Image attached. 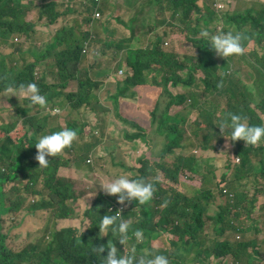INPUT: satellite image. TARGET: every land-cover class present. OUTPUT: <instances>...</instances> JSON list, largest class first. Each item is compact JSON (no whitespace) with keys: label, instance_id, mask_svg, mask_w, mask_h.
<instances>
[{"label":"trees","instance_id":"trees-1","mask_svg":"<svg viewBox=\"0 0 264 264\" xmlns=\"http://www.w3.org/2000/svg\"><path fill=\"white\" fill-rule=\"evenodd\" d=\"M187 1L190 9L193 10L195 3L192 0H176V11L180 4ZM85 5L92 6L96 12L100 11L99 4H93L92 0H0V39L7 40L17 34L24 38H33L35 45L32 44V46L37 49L40 62L55 58L67 67L72 62L79 63L84 50L86 47L89 49L91 44H98V47L91 52L89 58L111 57L114 61H118L120 52H124L126 58L121 62L120 68L124 76L118 79L114 102L120 117L127 121L129 128L139 129L144 133L155 128L160 138L163 139L164 144L158 158L160 181L176 182L181 169L202 170L203 163H206L204 173L213 189L211 191L208 183L204 181L205 188L200 190V195L190 197L186 190L187 195L174 193L171 198L172 190L168 192L162 189L163 185L156 180L155 170L144 169L143 175H135V168L126 165L121 168L113 158L109 165L104 164V167L96 170L93 157L98 150V138L91 133L92 131L76 132L77 136L72 146L58 155L59 161L54 168H50L49 165L40 173L23 168L22 161L18 162L19 152L22 146L33 141L32 134L37 135L38 140L41 136L68 129L64 120L68 118L54 113L57 101L51 108L48 106V103L56 98L55 93H44L39 83L36 82L34 84L37 85L40 93L46 96V112L40 107L38 109L37 106L31 105L26 98H18L12 94L8 98L10 108L17 112L18 120L24 117L28 119L16 133L21 144L15 145L12 156L8 158L0 153V184L2 186V192H0V264H103V257L108 251L106 247L108 241L109 246L114 243L117 247L118 255H124L125 249H132L134 246L132 233L135 230H141L148 236L149 227L169 224L170 216H174L173 224L177 221L181 223L175 228L174 233L180 237L182 246L191 249L202 248L212 237V235L204 234L206 230L204 216L215 219L217 238L214 239L212 253L216 257L226 256L220 261L222 263L244 262L249 254L255 252L253 244L243 242L230 245L225 239L220 240L224 236V228L220 224L224 223L228 209L226 207L215 208L212 204L217 198V191L221 192L225 185L235 186L237 184L249 188L251 184H257L258 179H260L258 186L264 182V141L261 142V147L254 149L252 155L249 154V148L241 145L224 150L219 146L218 143L221 142L218 141L210 147L204 143L200 144L197 126L205 127L213 136H216L220 131L218 125L221 121L228 117V114H238L233 110L236 104L252 108L242 111L250 113V117L257 111L261 112L263 117L257 114V121L242 117L246 123L253 125L264 123V0H241L240 5L233 11H223L226 19H223L224 22L219 21L220 28L217 33L240 34L245 49L243 55L227 59L216 55L211 45L208 44V40L200 37L201 32L187 31L182 28L179 30L186 35L189 43L194 47L192 58H181L178 49H164V40L158 38L152 48L133 49L129 47L130 44L126 43H133L138 35L149 28L156 29L157 22L151 26H144L143 23L148 20V14L137 15L136 11L129 7L125 13L127 20L124 25L132 31V39L117 38L116 32L110 30L108 25L106 26L108 35L102 36L93 31L92 24L96 15L88 16L84 11ZM137 5L141 4L137 3ZM36 10H38L37 13H34ZM74 12H79L81 17L77 24L78 33L76 28H71L67 23L68 18ZM60 18H62L61 21ZM109 18L114 20L111 14ZM34 19L42 24L38 26L47 29H53L57 25L60 27L51 37L42 41V37L46 36L45 32L41 33L37 26L41 37H36L37 31L33 27ZM136 22L140 26L138 31H133L132 28ZM160 26H166L165 38H172L177 34L172 28L175 26L172 22L161 21ZM54 34H57L60 41L52 40ZM107 52L115 53L108 54ZM231 60L243 65L245 69L254 71L255 77H250L254 81V91L249 86H244L238 77L242 72L247 74V70L236 69L231 64ZM224 65L227 66L225 69ZM33 69L34 67L30 65L24 70L17 71L15 73L16 84L20 86L32 82ZM87 71L89 72V69ZM197 71H201L202 76L196 79ZM12 73L13 70L7 72V74ZM97 85L87 74L86 79L80 82L77 94L71 96L70 107L82 106L91 101V97H97L95 92ZM193 86L202 90H194ZM137 87L152 90V106L142 122L128 118L125 113L126 105L123 103L124 101H138ZM171 87L175 91L172 92ZM176 92L179 93L175 94ZM214 96L227 99L226 114L220 105L214 103ZM161 99L165 100L162 107H160ZM36 110L41 112L36 114ZM0 111H2L1 107ZM52 117H57L55 125L50 122ZM49 124L54 128L45 132L44 128ZM146 125L147 129H144ZM131 133L130 130L124 131L119 136L116 147L124 143L131 144L142 137L140 133ZM184 147H190L188 153L177 152L178 148ZM210 150L225 155L220 168L215 167L214 159L208 154ZM33 154L37 155L35 144ZM228 155L241 160L251 158V161L246 164L245 169H242L240 164H236L235 160ZM20 159L22 160L23 157ZM258 160L262 162L263 169L256 179H252L247 172L255 169V163ZM89 164H92L94 174L98 176V192L94 195L81 192L84 179L93 174L89 173L83 177L82 168L88 167ZM121 175H126L129 179H143L147 183H152L154 188L152 198L144 204L135 201L120 204L117 202V197L106 195L100 189L103 184ZM195 182L189 181L193 186ZM31 184L35 187L38 185L41 189L37 194L38 201L28 206V215L40 217L45 214L49 223L45 234L53 239L52 241L43 240L37 246L29 245L20 251H14L6 245V235L11 231V215L22 211L23 203L26 201L23 197ZM258 186L253 190L254 193L258 190L256 194L258 199L255 197L253 200L249 199L246 194H238L234 201V203L237 202V207L245 203L247 213H250L256 205L264 211V193L258 189ZM161 194H163V199L158 200ZM165 206H167L166 209ZM106 214H117L120 220L130 224L129 236L131 238L125 245V249L119 241H116L118 237H111V233L108 236L98 237L99 223L102 216ZM156 218L157 222H155ZM60 223L65 227L52 231V225ZM184 237L189 238V241H184ZM101 245L105 246V252L99 255L94 248ZM209 250V248L206 250L208 254ZM214 264L220 263L215 260Z\"/></svg>","mask_w":264,"mask_h":264},{"label":"clouds","instance_id":"clouds-1","mask_svg":"<svg viewBox=\"0 0 264 264\" xmlns=\"http://www.w3.org/2000/svg\"><path fill=\"white\" fill-rule=\"evenodd\" d=\"M92 3L101 4V0H92ZM156 8L158 9V12H160V8L158 6ZM215 10V7L211 6V12ZM34 13L37 12L35 11ZM76 14H79L80 17L79 12L73 13V15ZM79 21L80 19L76 22V27H71L70 25L69 26L71 28H76L77 31V24ZM172 28H174V26H172ZM18 36L20 35L17 34L7 40L0 39V45H13L20 50H24V48H26L28 51H30L29 53L32 55V58L24 57L23 59H19L16 62L8 64L7 57L0 52V93L7 92L12 94V96H16L18 98H26L30 101L31 105L39 106L46 112V96L40 93L39 88L34 83L38 82L40 85V83L46 81L47 68H43V65L40 62V57L37 53L38 51L32 46V44L35 45V42L30 38ZM200 36L208 40V44L211 45V48L215 51L216 55L221 58L227 59L229 57L240 56L244 54L245 49L242 45V36L240 34L233 35L231 32L211 34L208 30H203L201 31ZM157 38L158 36L155 35L153 44L156 42ZM164 38L165 37H163V40ZM164 44L168 45L167 42H165ZM152 47L153 45L147 48ZM94 50L96 49H92L90 53L85 56V53L88 52V48L86 47V50H84L83 52V57H85L86 59L89 58L91 52ZM125 58L126 56L124 57V59ZM120 60L121 59L119 58V60L117 61L119 62V68H121L122 62ZM30 65L34 67L32 82L26 85L21 84L20 86H18L15 82V73L17 71L24 70ZM10 70H13V73L7 74V72ZM87 74L90 77L87 70L84 73L79 74L78 84H80L82 80L86 79ZM123 74L124 72L121 69L120 74L117 75L120 78L123 77ZM58 78L59 80L66 79L63 76V70L60 65L58 70ZM116 84L118 86V80L116 81ZM77 92L70 94L65 100L57 101L55 105V114L62 115L70 119L74 124H70L72 126L67 124L68 129L65 128L61 131L41 136L35 143L37 155L35 156L33 154L31 157L38 161L39 167L41 168L47 167L49 165L50 168H54L58 161H55L54 163L53 161L57 160L58 155L61 154L66 148L72 146V143L77 136L76 132H88L87 130H85L86 122L88 121L91 123L92 112L96 111V103H99V100H94L93 97H91V101L84 103L82 106L71 108L69 105L71 102V96L77 94ZM116 94L117 92L115 93V95ZM57 107L69 108L67 110L65 109L64 111H61ZM12 112L17 114L15 109H13ZM110 116H117L116 118H119L121 119V122H124L116 109L111 110L109 109V107L101 105V114H98V117L104 121H108ZM0 118V131L3 130L8 134L12 125L6 123V116H0ZM113 124L115 129L109 133L105 130H90L94 132L97 138L100 139L99 143H105V145L99 146L98 150H100V148L102 147H116V145L111 143L115 141L114 135L120 136L126 130H130V132L132 133L135 131L134 128L125 129L124 127H121L122 129H116L119 127V125L115 122H113ZM218 127L220 129V134L223 136H225L226 130L229 131L231 137L230 140L232 142L242 140L246 145L256 146L264 141V126L249 125L239 115L228 114V117L222 120ZM10 139L12 140V138ZM12 141L15 143V145L21 144L20 140H18L17 142H15L14 140ZM237 145L245 146L241 143H237L235 146ZM179 149L183 148H178L177 152ZM217 155L221 154H209V156L213 159L217 158ZM221 156L222 157L220 158H225V155ZM47 157H50V159H47ZM230 157H232L235 162L237 159H240L235 156ZM104 164V160H100V163L95 166L96 170L104 167ZM236 164L238 163L236 162ZM205 166L206 163H203L202 170H189L187 168L181 169L178 173V178L176 179L175 183H178V181L181 182L184 175H187L194 178H199L200 185L202 187L201 189L205 188L204 181H206L208 183V188L212 191V184H210V182L207 180L204 173ZM142 172H144V170H142ZM187 182L189 183V180ZM227 187L226 185L223 186L222 191L220 192L221 199L217 195L215 202L212 204V206H214L215 208L226 207V209H228L224 223L220 224V226L224 228V236L220 240L225 239L226 243L230 245H237L246 242V236L249 234H258L259 232L264 233V211L259 210L261 208L257 207L256 205V207L252 208L250 213H247L245 211V209L247 208V204L244 203L240 207H237V202L234 203V201L238 197V194H246L249 199L253 200L255 199L256 194L254 192L250 193L249 188L244 185L236 184L235 186L231 185ZM40 189L41 187H38V185L35 187L34 184H31L30 187L26 190V195L31 197L30 201L33 204L38 201L37 194ZM100 189H102L106 195L117 197V202L120 204H125L126 201H135L139 204H144L152 198L154 190L152 183H147L143 179H129L126 175H121L112 179L110 182L103 184ZM185 190L188 191L190 197L194 196L197 192V190L191 187H186ZM191 190L193 191V193ZM174 193H180L184 195V193L180 192V190L178 191L176 189H172L171 198ZM256 199H258V197H256ZM166 208L167 206H165V209ZM173 219L174 216H170L169 224H165L164 226L160 225V227H149L150 233L147 236L148 238L144 241H142L144 238V233L141 230H135L132 233V236L135 238H133L134 246L132 249L126 250L125 245L131 238L129 236L130 224L126 221L120 220L119 215L117 214H106L102 216V219L98 226V237L108 236L109 233H111V237H118L116 241H119V243L123 245L125 249L124 255H118L119 251L117 247L114 245V243L112 246H109L108 241V244L106 246L108 251L107 255L103 257V264H214L215 260L219 261L220 264H225L220 261L224 260L226 256L216 257L212 253L214 237L217 235L215 231V228L217 226L215 219H210L209 217L204 216L207 229V233L204 234H206L207 236L212 235V237L210 243H205L200 249H198L197 247H194L192 249L184 248L182 246L180 237L174 233L175 228L181 223L177 221L175 224H173ZM234 236L235 240H233ZM160 239L164 240L165 247H160V245H152L153 241H160ZM184 241H189V238L184 237ZM254 247L256 249L257 246L255 245ZM207 248L210 249L209 254L206 252ZM94 251L100 255L105 252V246L101 245L98 248H94ZM137 253H144L145 255L138 256L136 255ZM227 264L238 263L229 261Z\"/></svg>","mask_w":264,"mask_h":264},{"label":"rangeland","instance_id":"rangeland-1","mask_svg":"<svg viewBox=\"0 0 264 264\" xmlns=\"http://www.w3.org/2000/svg\"><path fill=\"white\" fill-rule=\"evenodd\" d=\"M107 0H101V4H99L100 11L96 12L94 8L90 5L84 6V11L87 12L88 16L96 15L94 18V22L92 24L93 31L102 36H107L106 33V26L108 25L110 27V30H114L117 33V38L124 40V39H132V32L128 30L124 24L120 23L117 18L121 15V11L123 10L124 5L129 6L130 9L136 11L137 15H144L148 14V20L143 23L144 26H151L155 22H157L158 27L156 29H147L140 37L138 42L135 44V47L137 48H147L150 47L153 44V36L157 35L159 40H163L164 37V31L166 30V26H160V22H172L175 24L174 30L175 36L172 38H164V43L167 42L168 45H165L163 43V48L166 50H174L178 49V53L180 54L181 58H192L194 55V47L191 43H189L188 39L186 38V35L180 31L179 29L182 28L187 31H198L201 32L203 30H208L211 34H217V30L220 28L219 21L225 18L226 15L223 13L225 10H231L233 11L235 8H237L240 5L241 0H192V2L195 3L193 10L190 9L189 2H183L179 5L176 11L175 2L176 0H114V5L110 4ZM141 4V5H137ZM231 3V7H230ZM159 7L161 9V15L160 13L155 12L156 7ZM211 6L215 7V11L211 12ZM38 10H36L37 12ZM117 11V12H116ZM110 14H114V20H111L109 18ZM80 19L79 14L72 15L68 18L67 23L71 27H76V22ZM62 18H60V21ZM224 22V21H223ZM42 25L37 19H34L33 21V27L37 31L36 37L40 38L41 35L38 33L37 26ZM140 24L135 23L133 26V31H138ZM60 27V25H57L53 29H47L42 26H38L40 32H45L46 36L42 37V41L47 40L49 37L52 36L54 32H56V29ZM78 33V31H77ZM20 37V36H18ZM201 37V36H200ZM58 40L57 34H54L52 37V40L54 41ZM130 44V43H126ZM98 47V44H91L90 48L88 49V52L85 53V56H87L92 49H96ZM203 57V56H202ZM239 58V57H235ZM232 58V59H235ZM124 59V57H122ZM219 60V59H218ZM231 64L236 69L241 70H247L244 68L243 65L238 64L231 60ZM91 65L95 66V69L91 71V77L94 80L105 82V87L101 92V101L102 103H96L97 108H100L101 105L104 106H114L112 102H110L109 97L111 96V86L117 85L114 78H108L109 75L114 74H120L121 69L119 68V62H110V61H101L99 63H96L94 60L91 61ZM227 66H223L225 69ZM248 74V75H247ZM247 74L245 72H242L238 75V77L242 80L244 86H249L251 90L254 91L253 83L254 81L250 77H255L254 71L248 72ZM199 76H202L201 71H197L195 73V78L197 79ZM79 87L78 85L71 86L67 92H65L64 96L68 97L70 94L77 92ZM194 90H202L201 88H197L195 86L192 87ZM170 90L173 92L175 91L174 88H170ZM212 91H216L212 89ZM57 98H53L49 103L48 106L51 108L53 104L57 101ZM215 103L219 104L223 109L225 114L227 113V100L225 98L216 96L214 97ZM149 102L148 96H145L144 103ZM165 100L161 99L160 101V107L164 105ZM138 107V106H134ZM36 107H34L35 109ZM39 109V106H37ZM69 108V107H68ZM68 108L61 107L59 108L61 111L67 110ZM246 109H252L250 107H246L244 105L239 106L236 104V107L233 108L234 111L238 112L237 115L241 117H246L249 120H258V116L263 117L261 112L257 111V113H253V115L250 117V113L242 112ZM254 110V109H253ZM41 111L36 110V114H39ZM144 114L143 111L137 112L136 117L140 118ZM258 114V116H257ZM221 115V114H220ZM27 117H24V120L21 122V126L24 125V122L27 120ZM57 117L51 118V124H56ZM65 122L70 125L74 124L70 119H64ZM249 125H253L252 123H249ZM253 126H264V123L262 125L254 124ZM54 128L50 124L44 128V131L47 132L48 130ZM144 129H147V125L144 127ZM197 133L200 138V144L204 143L209 145L210 147L214 144L218 143L220 141L221 143H218L219 146L226 150L233 148L237 143H241L245 145L247 148L250 149L249 154L252 155L254 149H257L258 146L261 147V143L256 146L246 145L244 141L238 140L236 142H232L230 140V134L229 131L226 130L225 136L220 134V131L216 136H213L211 132H209L205 127L197 126ZM134 131V130H132ZM93 135L94 132H91ZM140 133L142 135L141 138H139L137 141L131 142V144L124 143L121 146L117 147H102L100 150L96 151L95 156L93 157V163L95 166H97L100 163V160H104L105 164L109 165L111 163V159L113 158L116 162L119 163V167H123L124 165L130 166L136 169L135 175H143L142 170H155L156 172V180L163 185L162 189L168 190L170 192L172 189L180 190V192L187 195V192L185 190L186 187H191L197 192L195 195H200L201 192V185L199 178H194L191 176L184 175L182 178V181L178 183L175 182H168L167 180L160 181V164L158 163V158L160 157V151L163 147L164 141L160 136L158 135L155 128L148 130L147 133H144L143 131H140L139 129H135V131L131 134ZM31 137H34L33 141H31L28 145L22 146L19 152L18 156V162H21V166L23 168H26L29 171L34 172H41L45 167H39V163L37 160H35L33 157V150H34V144L37 141V135H31ZM204 138V139H203ZM24 145V144H23ZM257 147V148H256ZM15 149V143L8 137L4 136L0 142V153L6 157H11ZM179 152H183V149H179ZM208 154L213 155L214 151L210 150ZM84 156V154L82 155ZM101 156V157H100ZM23 157L21 160L20 158ZM263 159V157H261ZM55 161H59V158ZM251 161V158H248L246 160H240L237 159L236 162L240 164V168L245 169L246 164ZM52 163V164H53ZM259 163V164H258ZM51 164V165H52ZM84 165H86V161H84ZM263 169L262 162L255 163V169L252 171H248L247 175L250 176L252 179H256ZM83 177L86 174L93 173L92 176L86 177L84 179V183L81 186V192L84 194H95L98 192V185H97V178L98 176L94 174V169L92 164H89L88 167H83ZM196 181L192 185V183H188L187 181ZM259 180L257 184H251L249 187L250 193H253V190L256 186L259 184ZM227 187V185H226ZM160 188V187H159ZM228 188V187H227ZM258 189L264 193V182L258 186ZM0 192H2V186L0 184ZM258 193V190L255 191V194ZM218 197H220V191H217ZM26 199V201L23 203V209L21 212H18L17 214L11 215L10 224H11V231L6 235V245L8 248L14 250V251H20L24 248H26L29 245L37 246L45 241H52V237H47L48 234H45L49 223L46 219L45 214H42L39 216H30L28 215V206L32 204L30 201V196L24 195L23 197ZM163 199V194H161L158 197V200ZM85 201V200H84ZM261 210V209H259ZM157 218L155 219V222H157ZM62 227H65L62 223L59 225L53 224L51 229L52 231L58 230ZM204 233H207V229L204 231ZM134 238V237H133ZM148 237L144 234V238L142 241L146 240ZM217 238V235L214 237V239ZM135 239V238H134ZM211 239H208L206 242L207 244L210 243ZM233 240H235V236L233 237ZM129 242V241H128ZM136 255L142 256L143 253H137ZM227 264V262L225 263ZM244 264H264V251L263 252H254L252 254H249L247 259L245 260Z\"/></svg>","mask_w":264,"mask_h":264},{"label":"crops","instance_id":"crops-1","mask_svg":"<svg viewBox=\"0 0 264 264\" xmlns=\"http://www.w3.org/2000/svg\"><path fill=\"white\" fill-rule=\"evenodd\" d=\"M107 1H110V0H107ZM108 3L114 5V0H111V2H108ZM128 10H129V6H126V5H124L123 10H119V11H121V15L117 18V20L118 19L122 20L124 22L122 24H125V22L127 20L125 17V13ZM155 12L160 13V12H158L157 8H156ZM111 15H113V17H114V14H111ZM80 20H81V17H80ZM141 35H138L135 38V41L133 43H130L129 47L137 48V47H135V44L138 42L139 37ZM131 36H132V34H131ZM30 39H32L34 41L33 38H30ZM154 39H155V36H153L152 40L154 41ZM0 52L4 56L7 57V63L8 64H11L12 62H16L19 59H23L24 57L32 58V55L29 53L30 51H28L26 48H24V50H20L19 48L15 47L13 45H0ZM115 52H117V51H115ZM115 52H107V53L112 54ZM122 57H125L124 52H120V59H121L120 61H124V59H122ZM92 60H94L96 63H99L101 61L117 62V61H114L111 57H101L98 59H95V58H87L86 59L83 56H82L81 61L79 63L78 62H72L69 64V67L63 65L60 61H58L55 58L41 62V64L43 65V68H47L46 69L47 70V79H46V81L40 83L41 90L44 91V93L54 92L56 95V98L59 96L57 101L65 100L67 98L64 96L65 92H67L71 86L78 85L79 74H82L87 69H89L90 78L92 79V81H94L98 84L97 87L95 88V92H96L97 97L94 96L93 99L94 100L98 99L99 103L101 104L102 101H101L100 95H101L102 90L105 87V82L94 80L91 77V71L93 69H95V66L91 65ZM59 65L62 67L63 76L66 78L65 80H59V78H58ZM247 71L251 72L252 69H247ZM123 76H124V74H123ZM108 78H114L115 82L119 79L117 74L109 75ZM110 91H111V96L109 97V100H110V102H112L114 104V106H107V107H109V109H111V110H115V109L117 110V107H116L115 102H114L115 93L117 92V85H112ZM136 91H137V95H138L137 96L138 97L137 102L124 101L123 103L126 105L125 113L127 114L128 118L135 120L137 122H142L146 118V116L148 115L150 107L152 106V96H151L152 90H150V88L137 87ZM178 93L179 92H176L175 94H178ZM10 95L11 94L7 93V92L0 93V107L2 108V111H0V116H6V123H9L12 125L8 134L6 132H4L3 130L0 131V141L2 140V138L4 136H8L9 138H12V140L17 142L19 139H17L16 133L19 130V127L21 126L20 124L24 119L18 120L17 114L12 112L13 109L10 108V103H9V99H8L10 97ZM145 96H148V98H149V102H147V103H144ZM214 103H215V101H214ZM215 104L219 105L217 103H215ZM54 105L55 104H53V106ZM134 106H138V107H134ZM8 108H10V109H8ZM57 108H61V107H57ZM141 111L144 112L143 116L140 118H137L136 113L141 112ZM54 113H55V109H54ZM98 114H101V107L96 108V111L92 112L91 123L88 121L86 122L85 130H87V131L105 130L109 133L115 129L113 122H115L119 125V127L116 129H122L121 127H124L125 129H130L127 121L124 119H123L124 122H121V119L116 118L117 116L116 117L110 116L108 121H104L98 117ZM0 120H1V118H0ZM25 123H26V121L24 122V124ZM114 138H115V141L111 142V143L116 145L119 136L114 135ZM99 141H100V139L98 138V145H97L98 147L105 145V143H99ZM189 149H190V147H184L183 152L178 151V153L186 154V153H188ZM220 157H222V156L217 155V158L214 159V165L216 168L221 167L222 158H220ZM192 193H193V191H192ZM246 237H247L246 242H250L253 244V248H254L255 252L256 251H260V252L264 251V233L263 232H259L258 234H249ZM152 245L153 246L154 245H160V247H165V242L163 239H160V241H153ZM255 245L257 246L256 249L254 247ZM244 262H240L238 264H244Z\"/></svg>","mask_w":264,"mask_h":264}]
</instances>
